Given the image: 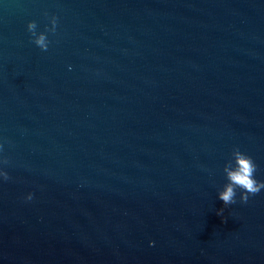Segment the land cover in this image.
Instances as JSON below:
<instances>
[{
  "label": "water",
  "instance_id": "water-1",
  "mask_svg": "<svg viewBox=\"0 0 264 264\" xmlns=\"http://www.w3.org/2000/svg\"><path fill=\"white\" fill-rule=\"evenodd\" d=\"M0 145V264H264V0H0Z\"/></svg>",
  "mask_w": 264,
  "mask_h": 264
},
{
  "label": "clouds",
  "instance_id": "clouds-1",
  "mask_svg": "<svg viewBox=\"0 0 264 264\" xmlns=\"http://www.w3.org/2000/svg\"><path fill=\"white\" fill-rule=\"evenodd\" d=\"M56 25L57 16L55 14H52L50 17V26L46 24L43 30H38L35 20L28 21L27 30L31 34L34 43L42 51H46L49 48L51 41L48 33L55 32ZM0 149H2V145H0ZM6 162L7 157L0 156V179H8L9 177L8 171L3 166ZM256 168L257 165L252 156L241 150L239 146H234L230 158L223 164L225 182L218 190V198L225 205H228L236 201L237 189L241 190L239 196L241 201H247L250 194H255L264 189V180H258L254 175ZM32 197L33 193L28 192L25 199L31 200ZM222 211L223 209L218 210V212Z\"/></svg>",
  "mask_w": 264,
  "mask_h": 264
}]
</instances>
